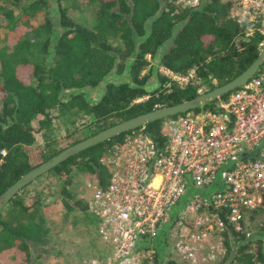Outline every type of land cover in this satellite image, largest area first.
I'll return each instance as SVG.
<instances>
[{
  "label": "trees",
  "instance_id": "16d2710c",
  "mask_svg": "<svg viewBox=\"0 0 264 264\" xmlns=\"http://www.w3.org/2000/svg\"><path fill=\"white\" fill-rule=\"evenodd\" d=\"M6 1L17 12L3 10L4 28L11 30L20 22L30 30L8 47L0 46V194L32 167L86 138L72 130L58 147H43L30 155L35 136L51 124V110L56 117L73 110L83 112L96 125L95 134L118 121L197 94L193 81L177 86L158 67L181 76L192 69L204 92L236 77L264 43V36L255 31L244 36V25L233 22L228 5L219 0H202L193 9L178 8L172 0H77L95 9L90 28L68 16V0H51L59 29L55 36L49 0ZM153 60L157 62L154 69L149 67ZM110 73L118 81L104 83L96 101L86 100L84 90L95 89ZM152 75L154 87L148 91L147 80ZM137 98L141 99L135 101ZM214 102L201 107L211 109ZM162 121L139 129L160 140ZM128 132L67 157L40 177L64 176L61 203L85 213L84 200L75 198L68 188V174L78 170L103 189L109 174L101 160L110 145ZM24 188L0 208V255L12 250L25 264H36L30 253L44 244L47 235L39 213L45 204L33 197L23 205ZM241 225L238 231L224 226V255L217 264H264V232L250 238ZM164 264L175 262L166 260Z\"/></svg>",
  "mask_w": 264,
  "mask_h": 264
},
{
  "label": "built area",
  "instance_id": "2783aa9c",
  "mask_svg": "<svg viewBox=\"0 0 264 264\" xmlns=\"http://www.w3.org/2000/svg\"><path fill=\"white\" fill-rule=\"evenodd\" d=\"M219 1L244 36H264V0ZM201 2L172 0L185 9ZM157 71L199 92L192 69ZM160 136L129 131L101 160L107 185L85 184V214L104 251L90 264H215L224 226L238 231L247 212L264 207V62L211 109L164 119Z\"/></svg>",
  "mask_w": 264,
  "mask_h": 264
},
{
  "label": "rangeland",
  "instance_id": "374dc122",
  "mask_svg": "<svg viewBox=\"0 0 264 264\" xmlns=\"http://www.w3.org/2000/svg\"><path fill=\"white\" fill-rule=\"evenodd\" d=\"M68 16L75 22L90 28L93 24L94 7L85 6L77 0H68ZM0 46H9L11 42L19 38L20 35L28 32L29 27L21 26L20 22H15V26L11 30L4 28V19L2 17L3 10L12 8L6 0H0ZM14 13L17 9H13ZM49 17L52 22L53 36L58 32L56 26V9L53 1L49 0ZM113 45L117 41L110 40ZM167 46L164 47V49ZM156 60L150 62L149 67L156 68ZM158 69V68H157ZM147 67L143 72H146ZM154 75V74H153ZM152 75L147 80V89L150 91L154 87L155 77ZM119 77L111 73L97 85L95 89L84 90V97L90 102L96 101L102 91L104 83L108 81L116 82ZM203 86L199 87L202 92ZM199 109H207L200 107ZM51 124L46 130L39 132L34 139L33 144L28 149V153L33 155L38 149H47L58 147L65 133L77 130L83 136H91L96 131V125L92 124V119L83 114V112L69 111L61 117L54 116V111H50ZM47 147V148H46ZM68 188L75 198L84 200L87 194L84 186L87 182L92 181V177L82 174L78 170L71 171L68 176ZM65 177H58L49 174L45 177H39L24 188L21 194V203L28 205L33 201V197L39 199L45 208L40 209V216L43 220L47 235L44 244L36 247L31 251V258L36 264H90L93 260H99L104 253L102 247L97 243L94 230L91 227L89 217L84 212L74 207L63 206L59 199V189ZM71 203V201L69 202ZM5 217V215H2ZM242 230L246 231L250 238L256 237L257 233L264 232V207L255 211H249L245 214L241 221ZM213 246V245H211ZM219 254L215 264L219 263L224 255ZM0 264H25L21 255L16 254L12 250L3 252L0 255Z\"/></svg>",
  "mask_w": 264,
  "mask_h": 264
},
{
  "label": "water",
  "instance_id": "95a60500",
  "mask_svg": "<svg viewBox=\"0 0 264 264\" xmlns=\"http://www.w3.org/2000/svg\"><path fill=\"white\" fill-rule=\"evenodd\" d=\"M264 62V43L262 44L257 57L239 74L236 75L230 81L214 87L211 90L197 93L195 96L182 100L170 106L154 109L150 112H144L133 117L118 121L110 127H107L85 139L78 140L73 144H70L56 153L52 154L45 161L32 167L22 176L18 177L11 185H9L0 194V208L12 197L17 191L29 185L31 182L39 178L48 172L53 166L63 161L67 157L76 154L79 151H83L94 145L100 144L104 141L110 140L112 137L125 133L134 129H137L144 124H149L157 121H162L166 118L173 117L184 113L186 111L193 110L197 107H201L207 102H213L219 99L221 96L226 95L230 91L236 89V87L247 81Z\"/></svg>",
  "mask_w": 264,
  "mask_h": 264
}]
</instances>
